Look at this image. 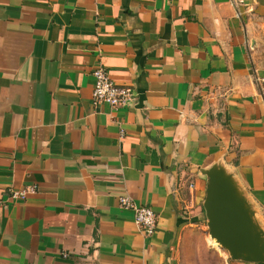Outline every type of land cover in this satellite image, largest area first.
Listing matches in <instances>:
<instances>
[{"label": "crops", "instance_id": "crops-1", "mask_svg": "<svg viewBox=\"0 0 264 264\" xmlns=\"http://www.w3.org/2000/svg\"><path fill=\"white\" fill-rule=\"evenodd\" d=\"M97 68L133 102L94 107ZM213 166L264 232V0H0V264H264L213 246Z\"/></svg>", "mask_w": 264, "mask_h": 264}, {"label": "water", "instance_id": "water-1", "mask_svg": "<svg viewBox=\"0 0 264 264\" xmlns=\"http://www.w3.org/2000/svg\"><path fill=\"white\" fill-rule=\"evenodd\" d=\"M203 204L209 237L233 261L264 263V232L245 198L223 169L206 170Z\"/></svg>", "mask_w": 264, "mask_h": 264}, {"label": "built area", "instance_id": "built-area-1", "mask_svg": "<svg viewBox=\"0 0 264 264\" xmlns=\"http://www.w3.org/2000/svg\"><path fill=\"white\" fill-rule=\"evenodd\" d=\"M94 85L91 96V103L94 107L107 105L111 110L117 111L134 100V93L130 87L121 86L114 83L103 68H97L93 72ZM34 188L21 190H12L11 198L13 200H24L28 195L34 194ZM119 207L130 210L133 213V220L138 230L145 236H151L157 226V216L154 211L145 206L137 205L130 197L120 196ZM5 207V203L0 200V208Z\"/></svg>", "mask_w": 264, "mask_h": 264}, {"label": "rangeland", "instance_id": "rangeland-1", "mask_svg": "<svg viewBox=\"0 0 264 264\" xmlns=\"http://www.w3.org/2000/svg\"><path fill=\"white\" fill-rule=\"evenodd\" d=\"M213 246L220 248L216 245ZM188 258L189 262L184 264H224L222 259L214 253L211 247H207L202 240L197 242Z\"/></svg>", "mask_w": 264, "mask_h": 264}, {"label": "bare ground", "instance_id": "bare-ground-1", "mask_svg": "<svg viewBox=\"0 0 264 264\" xmlns=\"http://www.w3.org/2000/svg\"><path fill=\"white\" fill-rule=\"evenodd\" d=\"M213 243H214V241H213Z\"/></svg>", "mask_w": 264, "mask_h": 264}]
</instances>
